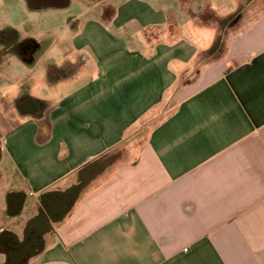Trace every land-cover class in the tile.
<instances>
[{"label": "crops", "instance_id": "0c3cea01", "mask_svg": "<svg viewBox=\"0 0 264 264\" xmlns=\"http://www.w3.org/2000/svg\"><path fill=\"white\" fill-rule=\"evenodd\" d=\"M243 3L240 27L199 65L220 31L195 17L226 20ZM67 25L68 43L38 35L52 92L31 86L39 124L0 101V165L14 178L0 171V235L22 241L45 202L77 190L30 264H264V0H97ZM205 29L202 48L193 32ZM54 48L63 62L46 59ZM49 63L69 74L49 78Z\"/></svg>", "mask_w": 264, "mask_h": 264}, {"label": "flooded vegetation", "instance_id": "af4514ba", "mask_svg": "<svg viewBox=\"0 0 264 264\" xmlns=\"http://www.w3.org/2000/svg\"><path fill=\"white\" fill-rule=\"evenodd\" d=\"M14 1L0 0V49L6 51L9 58L14 57L18 61L15 65L5 61L0 65V101L8 103L10 107L14 108L19 121L25 119L22 117L23 115L29 114L31 116L30 122L38 125L43 107L31 96V85L42 80L40 75L43 76L44 70H39L36 66L45 53L47 45L38 38V35H29L38 33L19 30L12 22V15L19 16L18 8L24 10V6L28 10L40 13L47 8L65 6L70 4V1L17 0V10L13 13L11 8ZM47 66L49 78L69 74L67 71L59 72L52 63L47 64ZM69 71L72 73L75 70L70 67ZM6 86L16 87L17 94L11 95V92L4 91L2 88ZM76 198L77 190L63 194L50 203L45 202V207L39 208L38 215L29 224L27 237L23 238L22 241L17 239L14 234H1L0 251L6 253V264H30L32 259L45 248L47 238L57 233V225L70 214ZM24 206L25 196L23 194H15L9 198V210L18 212Z\"/></svg>", "mask_w": 264, "mask_h": 264}, {"label": "rangeland", "instance_id": "374dc122", "mask_svg": "<svg viewBox=\"0 0 264 264\" xmlns=\"http://www.w3.org/2000/svg\"><path fill=\"white\" fill-rule=\"evenodd\" d=\"M71 5L67 8H47L46 10L38 13L31 10H28L26 6H24V10H21L18 8L19 16H13L12 15V22L14 25L18 27L19 30H28L32 32H36L38 34H29V35H41V34H54L57 32L58 34L63 35V41L69 42V38L72 37V35L75 33L72 29L68 28L69 26L68 21L71 19H79L82 20L85 18L87 11L89 8H94L95 3L97 0H70ZM11 10L16 12L17 10V0H15L12 4ZM246 15V14H245ZM244 17V16H243ZM22 18V19H21ZM24 18V20H23ZM242 17H237V19L233 22L235 26L239 25L240 27V21ZM25 21V23H23ZM11 57V56H10ZM53 59L56 62H63V52L59 50L58 48H54L52 53L47 55L46 59ZM5 62L13 63L14 65L18 63L17 59L14 57L9 58L8 56L4 60ZM17 62V63H16ZM81 64V63H80ZM44 65V64H42ZM79 67H81L79 65ZM41 78H43L42 75H40ZM82 81L86 79V76L82 75L80 77ZM32 92L33 97L45 99V94L49 90L47 89V86H45L44 82L42 80H39L35 83H32ZM52 94V92H51ZM49 93V95L51 96ZM5 157V161L3 164L0 165V171L6 174V184L8 183L10 185L11 181L14 178H11L12 174V168L11 162L8 161ZM10 169V170H9ZM5 198V196H4ZM3 196H1V203L3 206L7 204V200L5 198L4 200ZM7 223V220L5 217L0 218V225H4Z\"/></svg>", "mask_w": 264, "mask_h": 264}, {"label": "trees", "instance_id": "16d2710c", "mask_svg": "<svg viewBox=\"0 0 264 264\" xmlns=\"http://www.w3.org/2000/svg\"><path fill=\"white\" fill-rule=\"evenodd\" d=\"M245 3H243V5L241 6L240 11L234 15V17H230L229 19L223 20L221 18H219L213 11L211 10H205L201 15H198L195 17L196 21L201 24V25H205V26H215L219 29L220 31V35L218 38V41L215 45V49L217 48V52L215 54H208V55H204L203 57L199 58V65L203 64L206 61H213L215 57L218 56L219 52L222 51V48L224 46L225 40H226V36L233 27H235L234 25V21L237 19V17H240L241 15H243V13L245 12ZM225 33V34H224ZM210 59V60H209ZM199 69H197L193 75L198 74ZM190 80H184L183 81V85H186L187 83H189Z\"/></svg>", "mask_w": 264, "mask_h": 264}, {"label": "clouds", "instance_id": "9594fccd", "mask_svg": "<svg viewBox=\"0 0 264 264\" xmlns=\"http://www.w3.org/2000/svg\"><path fill=\"white\" fill-rule=\"evenodd\" d=\"M214 39V30H194L193 42L200 45L202 48H207L211 45Z\"/></svg>", "mask_w": 264, "mask_h": 264}, {"label": "water", "instance_id": "95a60500", "mask_svg": "<svg viewBox=\"0 0 264 264\" xmlns=\"http://www.w3.org/2000/svg\"><path fill=\"white\" fill-rule=\"evenodd\" d=\"M235 15H236V14H235ZM233 17H234V16H233ZM216 50H217V48L214 49V50L212 51V53H214ZM6 56H7V52L4 51V50H2V49H0V65L3 63V61H4V59H5Z\"/></svg>", "mask_w": 264, "mask_h": 264}]
</instances>
